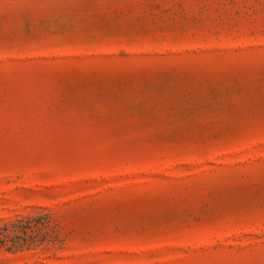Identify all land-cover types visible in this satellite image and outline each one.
Returning a JSON list of instances; mask_svg holds the SVG:
<instances>
[{
	"label": "rangeland",
	"instance_id": "obj_1",
	"mask_svg": "<svg viewBox=\"0 0 264 264\" xmlns=\"http://www.w3.org/2000/svg\"><path fill=\"white\" fill-rule=\"evenodd\" d=\"M0 264H264V0H0Z\"/></svg>",
	"mask_w": 264,
	"mask_h": 264
},
{
	"label": "trees",
	"instance_id": "obj_2",
	"mask_svg": "<svg viewBox=\"0 0 264 264\" xmlns=\"http://www.w3.org/2000/svg\"><path fill=\"white\" fill-rule=\"evenodd\" d=\"M32 222L36 224V220L30 219V221L26 222L25 224L22 222H17L10 228L4 229L0 233V243L5 245L9 242L11 243V246L14 247L22 246L29 240L26 230L32 226Z\"/></svg>",
	"mask_w": 264,
	"mask_h": 264
}]
</instances>
